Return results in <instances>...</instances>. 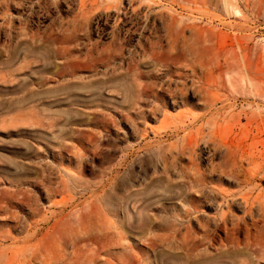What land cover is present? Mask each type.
<instances>
[{"label":"rangeland","instance_id":"obj_1","mask_svg":"<svg viewBox=\"0 0 264 264\" xmlns=\"http://www.w3.org/2000/svg\"><path fill=\"white\" fill-rule=\"evenodd\" d=\"M0 264H264V0H0Z\"/></svg>","mask_w":264,"mask_h":264},{"label":"bare ground","instance_id":"obj_2","mask_svg":"<svg viewBox=\"0 0 264 264\" xmlns=\"http://www.w3.org/2000/svg\"><path fill=\"white\" fill-rule=\"evenodd\" d=\"M242 33V32H241Z\"/></svg>","mask_w":264,"mask_h":264}]
</instances>
